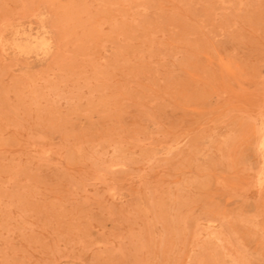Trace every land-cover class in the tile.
<instances>
[{
	"label": "rangeland",
	"instance_id": "rangeland-1",
	"mask_svg": "<svg viewBox=\"0 0 264 264\" xmlns=\"http://www.w3.org/2000/svg\"><path fill=\"white\" fill-rule=\"evenodd\" d=\"M263 176L264 0H0V264H264Z\"/></svg>",
	"mask_w": 264,
	"mask_h": 264
},
{
	"label": "bare ground",
	"instance_id": "bare-ground-1",
	"mask_svg": "<svg viewBox=\"0 0 264 264\" xmlns=\"http://www.w3.org/2000/svg\"><path fill=\"white\" fill-rule=\"evenodd\" d=\"M17 35V34H16ZM19 41V40H18ZM45 44V43H44ZM21 46V45H20ZM5 54V53H4ZM264 177V176H263Z\"/></svg>",
	"mask_w": 264,
	"mask_h": 264
}]
</instances>
